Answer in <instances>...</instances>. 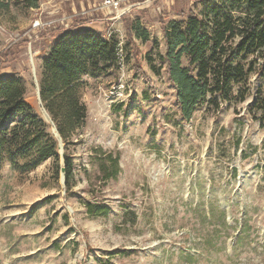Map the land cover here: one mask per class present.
I'll return each instance as SVG.
<instances>
[{
	"label": "rangeland",
	"instance_id": "rangeland-1",
	"mask_svg": "<svg viewBox=\"0 0 264 264\" xmlns=\"http://www.w3.org/2000/svg\"><path fill=\"white\" fill-rule=\"evenodd\" d=\"M14 1L0 10V76L20 77L35 109L55 31L92 27L122 57L115 73L82 78L87 118L70 146L69 188L62 162L58 173L52 160L12 172L2 154L0 264H264V108L255 105L264 82L252 74L233 88H243V102L201 104L184 121L159 59L163 27L197 13L200 0H136L125 15L94 13L99 0H37L35 9ZM136 24L147 41L134 36ZM207 202L225 210L231 229L213 231ZM87 204L109 211L88 215Z\"/></svg>",
	"mask_w": 264,
	"mask_h": 264
},
{
	"label": "trees",
	"instance_id": "trees-1",
	"mask_svg": "<svg viewBox=\"0 0 264 264\" xmlns=\"http://www.w3.org/2000/svg\"><path fill=\"white\" fill-rule=\"evenodd\" d=\"M23 3L25 9L38 6L37 0ZM199 3L197 13L189 12L181 20L163 27L166 50L159 56L165 64V77L175 88L176 106L184 121H189L201 104L217 110L221 103L243 102L246 97L243 88L236 94L233 88L246 85L252 74L264 82V0H200ZM10 4L0 0V10L9 8ZM18 4V0L12 2L21 7ZM132 32L136 38L147 41V32L139 24L132 27ZM51 37L52 45L43 58L37 79L41 102L38 109L26 101V86L20 77L0 76V160L4 154L12 172L52 160L58 173L62 162L64 183L69 188L74 170L70 146L87 118L81 97L85 85L82 78L115 73L118 45L84 25L59 29ZM150 68L158 75V68L152 64ZM256 96V107L263 109L264 88H258ZM260 122L264 123V116ZM53 129L61 140L62 156ZM108 159L112 170L107 176H114L119 170L117 159L111 156ZM201 205L195 210L202 209ZM85 207L88 215H104L109 211L106 206L87 204ZM207 207L204 219L214 232L231 229L225 210L215 209L210 202ZM240 239L236 237L237 242ZM185 256L189 263L192 257Z\"/></svg>",
	"mask_w": 264,
	"mask_h": 264
},
{
	"label": "built area",
	"instance_id": "built-area-1",
	"mask_svg": "<svg viewBox=\"0 0 264 264\" xmlns=\"http://www.w3.org/2000/svg\"><path fill=\"white\" fill-rule=\"evenodd\" d=\"M138 2L136 0H99V6L93 7L91 10L95 13L102 10H107L109 12H119L121 11V15H125L131 9L138 6ZM90 10V12H91ZM46 26L45 24L40 23L39 21H35L32 25V28H42ZM122 57V48L118 46V58L121 60ZM118 59V60H119Z\"/></svg>",
	"mask_w": 264,
	"mask_h": 264
},
{
	"label": "water",
	"instance_id": "water-1",
	"mask_svg": "<svg viewBox=\"0 0 264 264\" xmlns=\"http://www.w3.org/2000/svg\"><path fill=\"white\" fill-rule=\"evenodd\" d=\"M36 88H37L38 102H39V105H41L40 98H39L38 85H36ZM43 112H44V114L48 117V115L46 114V112H45L44 110H43ZM53 132H54V134L59 138V135L57 134V132H56L55 129H53ZM62 153H63V151H62V144H61V140H60V138H59V155L62 156ZM62 174H63L62 177H63V179H64V173H62Z\"/></svg>",
	"mask_w": 264,
	"mask_h": 264
}]
</instances>
